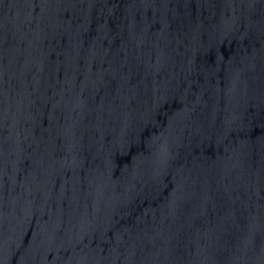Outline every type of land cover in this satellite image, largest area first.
I'll return each instance as SVG.
<instances>
[{"label": "water", "instance_id": "obj_1", "mask_svg": "<svg viewBox=\"0 0 264 264\" xmlns=\"http://www.w3.org/2000/svg\"><path fill=\"white\" fill-rule=\"evenodd\" d=\"M0 264H264V0H0Z\"/></svg>", "mask_w": 264, "mask_h": 264}]
</instances>
